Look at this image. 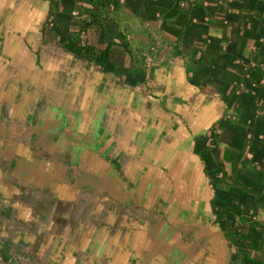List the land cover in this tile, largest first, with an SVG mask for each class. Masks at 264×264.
<instances>
[{"label": "rangeland", "instance_id": "374dc122", "mask_svg": "<svg viewBox=\"0 0 264 264\" xmlns=\"http://www.w3.org/2000/svg\"><path fill=\"white\" fill-rule=\"evenodd\" d=\"M59 1L0 0V175L9 174L0 178V264H57L62 240L80 264H257V250L264 264V227L260 240L248 227L264 211L261 11L247 0ZM70 16L78 19L67 27ZM70 37L109 46L111 70L68 50ZM105 72L124 83L137 110L155 103L145 169L132 161L146 146L126 154L131 162L106 151L114 129L101 120ZM60 81L68 92L78 87L77 102L60 94ZM70 130L78 159L83 151L94 163L62 165ZM132 177L157 183L128 189ZM144 193L163 196L161 211L145 213Z\"/></svg>", "mask_w": 264, "mask_h": 264}, {"label": "crops", "instance_id": "0c3cea01", "mask_svg": "<svg viewBox=\"0 0 264 264\" xmlns=\"http://www.w3.org/2000/svg\"><path fill=\"white\" fill-rule=\"evenodd\" d=\"M74 3H77V1L73 0ZM95 0H89V2L94 3ZM52 3H55L54 0ZM59 3L68 8H72L70 5V2H68V0H60ZM247 3L249 4V8L251 7H256L261 11V15L264 16V0H247ZM72 5H74L72 3ZM264 20V18H263ZM103 31V30H102ZM107 30H105L104 32H106ZM45 52H42L40 55V59H45ZM55 68V67H54ZM53 69V68H51ZM157 70V68L155 69ZM264 72V71H263ZM106 73V77L103 80L101 86L99 87V93L101 94V96H104L105 94L108 95L109 97V102L106 103L104 109H103V115L104 118H102L101 120L106 121L107 125H113V129L114 132L113 134L106 136L104 138V141L107 144L108 149L106 151H112L114 154H116V158L117 161L121 160L122 162H131V160H128L126 154L128 153H132L136 151V148L138 145H143L146 146L148 151L146 155H137L136 157H134V160L132 161L133 163H136L138 165H140L141 168L145 169V167L149 165V161L152 159V157L154 158V150H152L151 146H152V142H151V135L154 133L155 130V126L157 125L158 122L154 121V115L153 114V107L155 105V103L153 101H151L150 98H148L147 100H144L142 103V108L141 110H137L136 107H140L141 105H138V101L135 100L133 95H130V92L128 94V92L126 93L124 91L125 85L124 83H122L120 81V79L118 78H109L108 76L110 75V72H105ZM60 74V71H59ZM64 83L65 81H60V83H58L59 89H60V94H66L69 93L68 95L70 97L73 98V100L75 102H77V100L80 98L81 93H78L75 91L76 86L72 87L71 90L66 91V88H64ZM72 83V82H70ZM91 84H93V82H90ZM136 86H139L140 88V83L135 84ZM128 86H132L128 85ZM74 88V90H72ZM138 88V87H137ZM99 94V96H100ZM121 95H124L126 99V101L123 103L124 107H123V111H119L117 114V118L116 121L114 123V109H118V107L120 106L118 101L121 99ZM129 95V96H128ZM78 98V99H77ZM77 99V100H76ZM74 102V104H71L69 106H66V108L64 109V111H71V110H76L74 108H76L78 105ZM44 105L47 104V102L43 103ZM135 105V106H134ZM132 106L133 110H132ZM89 111L92 112V108H89ZM139 111V112H138ZM62 111H60L61 113ZM96 122H98L95 118L92 120V125H95ZM135 130H139L142 135L138 134V131ZM139 132V133H140ZM69 134V139L66 143H63V147H66L65 150H67L68 152L65 153L64 155V159L62 160V165L66 166V167H76L77 163H80V161L82 160L83 163H85L84 166H88L89 163H94L92 161V159H89L84 153L83 151H81V157L78 159V156L76 154H78L79 150L81 148V145H79V143L76 141V136L77 133L76 131L73 130V132L70 130L68 132ZM72 136V138H71ZM143 137H146L147 139V143H145L144 141H141ZM121 139V140H128L130 142V147L125 149L122 148V146L118 143H115V139ZM114 140V141H113ZM60 147L55 148L54 147V151L58 150ZM122 156V157H121ZM102 166H106L103 162H100ZM142 165H141V164ZM159 169L163 170V167H160ZM113 174H118V172L115 171H111ZM111 173V174H112ZM191 174V173H189ZM9 176L8 174V170H6V173L1 172L0 178L1 179H6ZM104 178L106 180H109V177L105 176V174L103 175ZM192 176V175H191ZM212 178V177H210ZM214 179V178H212ZM139 178L135 177L130 178L128 185H126V187L128 189L133 188L136 185H140V184H148V186H155L157 181L155 182H150L149 180H143L141 179L140 183H138ZM193 180V177H186L184 179V183L185 184H192L191 181ZM212 181V182H211ZM250 184L252 183L249 182ZM176 184V183H175ZM106 185V184H105ZM174 185V183H172V186ZM216 183L213 180H210L209 183L207 184V186L209 187H213L215 186ZM145 186V185H144ZM207 189H210L207 187ZM212 192L210 194H207V196L205 197V201H207V205L210 206V201L216 199L215 196H217V189L216 188H211ZM166 197V196H165ZM220 198V196H219ZM234 200V199H233ZM236 200V199H235ZM142 203L145 205V213L151 215V213L153 212H157V211H161L160 206H162V201H163V196L160 194H156L153 195L151 193H144L142 199H141ZM190 201H192V199H190ZM202 205V203H200ZM246 203L241 204V206H245ZM186 207L183 206L182 208V212L181 215H186V211H185ZM163 210V209H162ZM264 210V209H263ZM231 211V210H230ZM261 211V210H260ZM231 213L233 214V212L231 211ZM231 213H228L231 215ZM245 214V213H244ZM236 215V214H235ZM238 217V215H237ZM146 218V217H145ZM239 219V218H237ZM146 220V219H145ZM143 221L142 222V227H146L147 224H151L152 221L149 220L148 221ZM248 227H249V231H254V230H258V233L256 235H254V240H260V233L262 231V227H264V211H263V215L261 218L260 222H253V220L248 222ZM261 230V231H260ZM260 231V233H259ZM68 232V230H67ZM62 247H59V250H61V252L63 253L62 258H60L56 263L57 264H80L79 261H77V254L75 252V249H72L71 247L68 246V244H66L65 242L61 243ZM254 249H258V247L256 246V244H252ZM257 247V248H256ZM9 252H11L9 250ZM259 250L256 251L258 257L256 258L257 260H259L258 262H256L257 264L260 263L261 264V256L259 255ZM35 264V263H32ZM39 264V263H38Z\"/></svg>", "mask_w": 264, "mask_h": 264}, {"label": "trees", "instance_id": "16d2710c", "mask_svg": "<svg viewBox=\"0 0 264 264\" xmlns=\"http://www.w3.org/2000/svg\"><path fill=\"white\" fill-rule=\"evenodd\" d=\"M74 19H78L77 16H70L66 22L67 27H71L75 25V21ZM99 22V20H98ZM103 32L105 30L107 31H111L112 27L104 25L103 27ZM87 28L86 26L81 27L80 31H85ZM69 36L74 34V32L72 30H70L69 32ZM64 46L76 53L77 55L80 56H85L88 57L90 60L94 61L95 63L99 64L100 66H103L106 70H111L112 68V61H111V53H110V47H106V48H98L96 45L94 44H88L87 46H81L79 45L76 40L72 37L70 38H66L65 41L63 42Z\"/></svg>", "mask_w": 264, "mask_h": 264}]
</instances>
